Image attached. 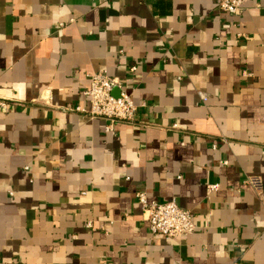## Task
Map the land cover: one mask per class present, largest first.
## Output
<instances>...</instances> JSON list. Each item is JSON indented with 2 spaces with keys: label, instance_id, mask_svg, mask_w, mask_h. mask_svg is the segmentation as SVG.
Listing matches in <instances>:
<instances>
[{
  "label": "crops",
  "instance_id": "0c3cea01",
  "mask_svg": "<svg viewBox=\"0 0 264 264\" xmlns=\"http://www.w3.org/2000/svg\"><path fill=\"white\" fill-rule=\"evenodd\" d=\"M100 70L134 125L67 110ZM0 100V264H264V0H0Z\"/></svg>",
  "mask_w": 264,
  "mask_h": 264
},
{
  "label": "built area",
  "instance_id": "2783aa9c",
  "mask_svg": "<svg viewBox=\"0 0 264 264\" xmlns=\"http://www.w3.org/2000/svg\"><path fill=\"white\" fill-rule=\"evenodd\" d=\"M247 1L250 0H217V7L222 12L238 15ZM131 70H135V67H131ZM114 90L117 94L113 93ZM85 96L88 99V107H68L67 110L79 113L90 120L105 121L107 132L113 131L115 125L119 123L129 125L136 123L137 106L131 94L125 91L119 79L109 76L105 71L100 70L89 75V87L85 91ZM201 98L205 100L206 95L201 94ZM0 106L7 108V103L0 100ZM246 183L256 190L261 188V183L256 178L248 177ZM214 187L216 185L211 186ZM136 200L141 207L142 219L154 237L171 239L195 231L196 225L191 212L179 207L175 201L159 202L149 199L143 191L136 193ZM87 227H91L89 222Z\"/></svg>",
  "mask_w": 264,
  "mask_h": 264
}]
</instances>
